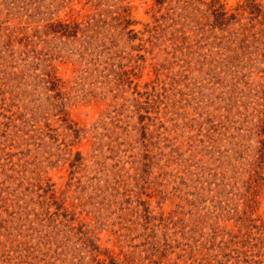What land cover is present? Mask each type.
I'll return each mask as SVG.
<instances>
[{
  "label": "rangeland",
  "instance_id": "1",
  "mask_svg": "<svg viewBox=\"0 0 264 264\" xmlns=\"http://www.w3.org/2000/svg\"><path fill=\"white\" fill-rule=\"evenodd\" d=\"M0 264H264V0H0Z\"/></svg>",
  "mask_w": 264,
  "mask_h": 264
}]
</instances>
